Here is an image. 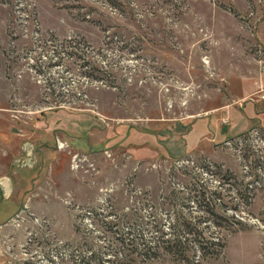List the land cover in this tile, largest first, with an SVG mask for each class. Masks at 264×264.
I'll list each match as a JSON object with an SVG mask.
<instances>
[{"label": "rangeland", "instance_id": "rangeland-1", "mask_svg": "<svg viewBox=\"0 0 264 264\" xmlns=\"http://www.w3.org/2000/svg\"><path fill=\"white\" fill-rule=\"evenodd\" d=\"M29 157L0 264H109L154 208L264 264V0H0V177Z\"/></svg>", "mask_w": 264, "mask_h": 264}, {"label": "trees", "instance_id": "trees-1", "mask_svg": "<svg viewBox=\"0 0 264 264\" xmlns=\"http://www.w3.org/2000/svg\"><path fill=\"white\" fill-rule=\"evenodd\" d=\"M246 190H250L249 184ZM198 192L197 198L201 196L204 200L208 199L206 203H199L198 207H204L203 211L209 216L215 215V208L210 196L206 197L205 191L198 190ZM173 196L174 194L170 198H173ZM175 199L177 200L178 197H175ZM173 212V220L170 221L169 225H166L158 215V208H154L149 221L142 218L139 210H135L137 215L132 220L131 225L127 224L128 229L126 231H124V228L117 226L119 219L114 220L110 229L115 233L113 239L115 245L112 246H115L116 250L105 251L104 257L103 255L99 257L94 255L93 258H99L113 264L115 261L122 263L127 258L131 260L144 258L147 262H152L160 258L171 257L186 264H202L208 259H218L222 256L227 244L226 237L223 235L210 237L205 233V227L201 226V221L196 219L195 221L185 220L183 214H180L177 209H173ZM123 220L122 217L121 222ZM110 223L106 222L105 227H111ZM114 224L115 228H113ZM237 229L232 230L234 232ZM126 251L128 256L124 255ZM106 254H111L114 259L111 256L105 257Z\"/></svg>", "mask_w": 264, "mask_h": 264}, {"label": "crops", "instance_id": "crops-1", "mask_svg": "<svg viewBox=\"0 0 264 264\" xmlns=\"http://www.w3.org/2000/svg\"><path fill=\"white\" fill-rule=\"evenodd\" d=\"M45 154V152H44ZM48 154V152L46 153ZM24 161L26 162L24 165ZM23 161V165L16 167L9 174H5L0 177V189L1 194H3L2 199L0 198V205L3 203H7V208H9V212L13 215L14 212L18 210L17 203L20 199V195L22 193L21 189H25L28 187V184H25V178H32V182L39 176L38 174L35 177V173L33 174V170L35 168L36 159L33 157H29ZM21 178V180H20ZM19 180L20 185L16 187V183ZM27 185V186H26Z\"/></svg>", "mask_w": 264, "mask_h": 264}]
</instances>
